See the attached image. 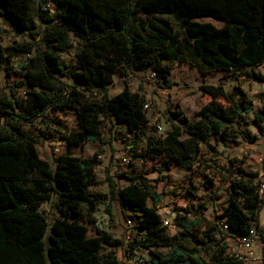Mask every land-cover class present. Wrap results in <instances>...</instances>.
I'll return each instance as SVG.
<instances>
[{"label": "trees", "instance_id": "1", "mask_svg": "<svg viewBox=\"0 0 264 264\" xmlns=\"http://www.w3.org/2000/svg\"><path fill=\"white\" fill-rule=\"evenodd\" d=\"M202 17L222 24L196 20ZM0 18L31 39L5 49L9 57L27 55L23 66L29 88L25 95L14 88L0 90V264H126L115 249L125 241L83 215L84 205L95 201L88 187L99 183V155L63 153L52 163L40 157L39 138L25 126L55 123L49 112L75 111L79 129L61 135L68 148L104 142L102 116L146 135L145 97L129 84L110 96L113 75L129 78L149 68L167 85L170 63L182 57L204 71L258 66L264 62V0H0ZM71 34L80 39L76 65L62 60L74 46ZM242 75L264 83V74ZM200 88L212 99L200 108L197 121L179 108L169 109L170 129L163 137L147 136L146 145L139 147L140 135L132 143L133 158H162L153 170L165 180L172 167L194 170L202 156L200 142L211 136L236 144L258 139L242 128L243 113L253 110L250 103L240 99L226 105L220 100L226 98L221 84ZM254 118L264 122V103ZM118 176L128 184L119 186L108 175L110 197L135 216L133 227L141 242L148 248L168 247L165 254L154 253L151 264H203L198 253L205 244L217 248L211 264H246L228 252L227 239L248 236L252 229L264 239L262 182L252 176L231 180L229 201L220 215L207 213L209 199L197 209L176 210L172 221L178 228L190 232L206 226L199 247L167 233L153 179L144 173ZM204 186L209 190L212 179ZM44 202L51 206V221L41 209Z\"/></svg>", "mask_w": 264, "mask_h": 264}, {"label": "rangeland", "instance_id": "2", "mask_svg": "<svg viewBox=\"0 0 264 264\" xmlns=\"http://www.w3.org/2000/svg\"><path fill=\"white\" fill-rule=\"evenodd\" d=\"M199 21H211L216 25L222 22L211 17L197 18ZM174 29L181 35L179 24L174 22ZM73 48L62 54V60L76 65V54L79 51L80 39L71 34ZM31 41L28 34H19L0 18V90L9 93L11 88L25 95L29 86L26 83V68L23 66L27 60L26 54L9 57L7 47L16 43ZM170 84H160L156 79L148 78L149 68L131 74L130 77L122 76L119 72L113 75L109 85V95L113 96L122 91L129 84L132 91H138L146 100V112L149 122L145 128L146 135L140 129L130 132L124 126L114 124L108 117H101V129L104 142L90 141L82 145L68 148L61 135L64 131L72 132L79 129L75 111L65 113L49 112L48 117L55 123H41L27 125L34 135L39 138L37 150L41 158L54 163L55 159L63 153H73L81 157L99 155L101 163L96 167L95 175L99 183L89 186V192L95 197L94 203L86 204L83 208L85 218L92 220L96 227L111 232L115 237L122 238L125 244L115 248L118 256L126 264H151L154 253L165 254L168 247L148 248L141 242V235L134 231L135 216L130 211L124 212L117 200L110 197V186L107 176L111 175L119 186L128 182L118 175L122 172L137 174L144 173L152 181L153 190L161 194L158 211L162 218L170 220L166 226L167 233L178 236L187 245L199 247L197 240L205 237L206 226L200 224L190 232L178 228L173 223L176 210L186 207L197 209L199 204L209 199V215H220L229 201L231 180L242 175L252 176L255 182L264 181V122L256 121L255 111H261L264 103V83L253 77L242 75L244 72L264 74V62L254 67H244L239 70L204 71L186 58H177L172 63ZM71 83V80H67ZM202 84L222 85L226 98L220 99L226 105H231L242 99L244 103L253 106L251 112L243 113L242 128L251 134H256L258 139L254 143L242 141L236 144L231 138L225 142L220 135L211 136L200 142L202 156L192 171L172 167L169 179L161 178L153 167H157L161 157L142 160L133 158L131 146L133 141L141 135L139 147L146 145L147 136L163 137L168 129L169 109H181L191 121H197L200 108L209 103L211 95L203 91ZM159 125L161 128H159ZM207 179H212L213 186L208 190L204 186ZM43 213L51 221L53 216L51 206L44 202L41 206ZM132 220V224L127 222ZM219 219H222L219 218ZM260 223L264 227V207L260 212ZM94 231V229H93ZM93 233V232H92ZM215 237H220L219 233ZM228 252L239 255L246 264H264V239L257 233L253 244V253L249 254L237 237L227 239ZM205 244L198 253L203 264H211V255L217 251L215 245Z\"/></svg>", "mask_w": 264, "mask_h": 264}, {"label": "built area", "instance_id": "3", "mask_svg": "<svg viewBox=\"0 0 264 264\" xmlns=\"http://www.w3.org/2000/svg\"><path fill=\"white\" fill-rule=\"evenodd\" d=\"M148 78H151V79H156V73L154 71H149L148 72ZM147 107V105L145 104V108ZM159 128H161V126L159 125ZM259 193L262 195L264 193V182H262L259 186ZM127 222L129 224H132V220L131 219H128ZM170 220L168 219H163V224L165 226H168L170 225ZM222 227L224 229H228V225L226 224V222H222ZM255 237H256V230L255 229H252L250 235L248 236H245V237H239L238 240L241 242L242 246L247 249L248 253L249 254H252L253 251H252V247H253V244H254V241H255ZM238 257H240L238 254L236 255Z\"/></svg>", "mask_w": 264, "mask_h": 264}]
</instances>
